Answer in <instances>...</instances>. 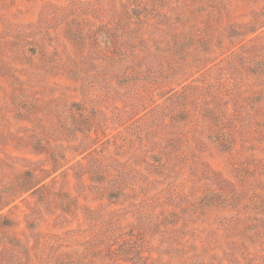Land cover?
I'll return each instance as SVG.
<instances>
[{
    "label": "rangeland",
    "instance_id": "obj_1",
    "mask_svg": "<svg viewBox=\"0 0 264 264\" xmlns=\"http://www.w3.org/2000/svg\"><path fill=\"white\" fill-rule=\"evenodd\" d=\"M0 264H264V0H0Z\"/></svg>",
    "mask_w": 264,
    "mask_h": 264
}]
</instances>
